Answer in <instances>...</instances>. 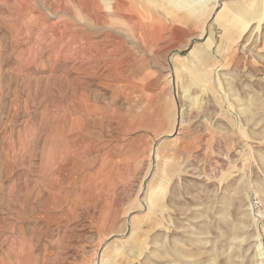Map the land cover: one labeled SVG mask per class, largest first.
<instances>
[{"label": "rangeland", "instance_id": "obj_1", "mask_svg": "<svg viewBox=\"0 0 264 264\" xmlns=\"http://www.w3.org/2000/svg\"><path fill=\"white\" fill-rule=\"evenodd\" d=\"M106 3L0 0V264H264V0Z\"/></svg>", "mask_w": 264, "mask_h": 264}, {"label": "bare ground", "instance_id": "obj_2", "mask_svg": "<svg viewBox=\"0 0 264 264\" xmlns=\"http://www.w3.org/2000/svg\"><path fill=\"white\" fill-rule=\"evenodd\" d=\"M106 1H107L106 4H108V6L115 4L118 7V9H122L123 7L126 6V1L130 4V6L134 8L139 6L141 2H145L146 0H105V2Z\"/></svg>", "mask_w": 264, "mask_h": 264}, {"label": "crops", "instance_id": "obj_3", "mask_svg": "<svg viewBox=\"0 0 264 264\" xmlns=\"http://www.w3.org/2000/svg\"><path fill=\"white\" fill-rule=\"evenodd\" d=\"M165 117H166V121H168V122H170L171 120H173L172 114H171V112H170L169 109L166 111ZM172 131L173 130L170 129L169 132L167 133V136H169Z\"/></svg>", "mask_w": 264, "mask_h": 264}]
</instances>
